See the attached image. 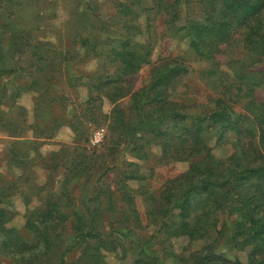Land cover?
<instances>
[{
    "label": "trees",
    "instance_id": "1",
    "mask_svg": "<svg viewBox=\"0 0 264 264\" xmlns=\"http://www.w3.org/2000/svg\"><path fill=\"white\" fill-rule=\"evenodd\" d=\"M71 2L67 25L73 35L64 51L33 39L35 25H19L12 0H0V106H6L0 127L14 136L26 126V110L16 100L27 91L37 99L35 117L41 104L56 102L65 109L68 98L52 86L64 71L69 87L86 88L85 99L75 103L71 119L53 117L43 128L29 126L32 144L51 139L59 124H67L80 140L83 125L104 124L100 146L105 147L60 144L48 159L35 155L38 151L21 153L16 144L9 147L8 164L23 173L38 165L47 173L42 183L32 181L37 204L24 215L28 239L10 223L13 183H0V253L13 264H113L102 251L120 247L122 259L129 242L136 255L131 264H161L154 244L184 236L203 244L181 264H264V70L254 66L264 61V0H150L148 6L119 0L105 19L96 14L94 0ZM42 17L35 12L32 23ZM157 17L164 26L161 37L187 38L194 57L208 63L198 76L214 95L201 108L173 98L188 64L169 56L151 61ZM89 59L96 60L91 74L70 73L71 62ZM144 64H151L148 80L136 88L129 78ZM126 97L123 108L118 103ZM104 99L109 113L102 111ZM210 131L217 134L220 156L204 139ZM150 145L159 147L160 163L189 164L158 191L141 184L148 207L144 222L137 189L128 183L144 177L120 168V161L126 152L146 158L144 148ZM95 167L100 171L93 191L75 194L73 184ZM113 169L121 176L110 183L106 176ZM28 176L19 174L17 180L24 177L26 183ZM221 247L247 250L246 261L226 257ZM72 251L77 255L70 259Z\"/></svg>",
    "mask_w": 264,
    "mask_h": 264
},
{
    "label": "rangeland",
    "instance_id": "2",
    "mask_svg": "<svg viewBox=\"0 0 264 264\" xmlns=\"http://www.w3.org/2000/svg\"><path fill=\"white\" fill-rule=\"evenodd\" d=\"M16 1H18L17 4H15ZM25 1L27 0H12L13 11L16 12L18 20L16 22L19 25H35V29H33L30 33L32 34L33 39L50 41L55 45H60L64 51L68 50L71 47L73 32L67 25V21L69 20V6L73 0H33L32 2L34 3L31 5H26ZM81 1L83 2L87 0ZM114 1L118 2L119 0H94L92 7L95 9V12L99 17L105 19L114 12ZM141 1L144 6H148L150 3V0ZM5 4L6 2H3L2 6ZM37 11H39L43 17L41 21L33 24V14ZM153 26L157 37L152 50L151 61L154 63L162 57L169 56L171 58L183 60L186 64H188L189 72L177 85L173 92V98L179 101H185L196 108H201V105L206 103L209 98L214 95L213 91L206 87L204 82L201 81L198 76L199 71L208 66V63L194 57L192 52L188 49L187 38H180L178 36L161 37V34L164 31L162 18L157 17L153 22ZM139 39H142V37ZM95 63V59H89L85 62H71L69 70L72 75L91 74L95 70ZM254 66L256 69L264 70V61L257 62ZM150 67L151 64L142 65L140 70L129 78L136 88L141 87L147 82ZM62 73L63 75L61 78H58L57 81H55L56 83L52 84V86L55 94H63L68 98V100L65 101V109H61L56 102L49 105L41 104V108L38 110L40 117H35L34 111L37 99L35 98L34 92L27 91L22 93L16 100L17 103L26 110L27 117L24 124V126H26L19 133L17 132L18 134L15 133L14 136H11L4 128L0 127V183H13V186L11 187L12 194L9 198V211L13 214L10 223L20 232L22 237L26 239L29 238V233L24 228V215L27 209H30L37 204L35 197L36 190L35 187L33 188L32 183H42L47 172L38 165H31L29 173H23L20 171L21 168H17L15 164H8L9 147L16 144L17 150L21 153L28 151V153L34 155L35 152L38 151L35 155H43L47 157L46 159H48L50 152L57 150L60 144L68 146L77 143L86 145L88 143L85 141L86 137H88L90 132L96 127L92 124L83 125V128L80 129V131L83 132V136L80 140L76 138V134L70 129V127H68L67 124H59L58 128L53 132L51 139L39 138L36 139L38 144H32L31 141L34 138V133L29 126L36 123L37 126L43 128L53 117H57L58 119L59 117L71 119L72 113H70V111L74 109L73 107L75 103L82 102L85 99L87 92L86 88L81 85H78L76 88L69 87L67 77L70 74H67L64 71ZM118 104L123 108L128 107V97L121 99ZM5 108V105L0 106L1 111ZM110 108L111 105L106 99H104L102 105L103 113H109ZM102 127L106 128L104 124ZM216 136L217 134L215 131H210L204 136V139L208 146L211 147L212 152L215 155L220 156L223 151L215 146ZM35 146H37L36 151L33 150V147ZM104 147L105 144L100 146L98 151L103 150ZM144 149L148 152V156L146 158H137L126 152L125 156H123L124 158L120 161V168L137 171L144 177L142 180H129L128 183L132 188L137 189L135 197L136 204L143 221L146 222L145 213L148 207L143 194H140L141 184L149 191H158L167 179L185 171L189 163L187 161H163L160 163L157 161L160 154L159 147L150 145L145 146ZM99 171L100 170L95 167L89 177H85L73 184L72 191L75 194L82 192L90 194L93 191L92 185L94 184ZM19 174H28L29 181L25 183L23 181L24 177H22L21 180H17ZM120 176L119 169H113L107 174L106 178L110 183H113L114 180ZM27 196L30 197V201L26 204L25 201ZM151 229L152 227H150V231ZM149 233L144 234V238H147ZM202 244V241H189L187 237L182 236L179 238H173L170 242L162 244L156 243L153 247L156 249V253L160 256L161 264H181V260L186 259L191 252L198 250ZM124 248L127 249V255L122 259V251L120 247H118V249L114 252L103 250L102 253L104 255V260L113 264H131L136 258L135 252L131 250L129 242L124 244ZM220 252L230 259H234L236 257L243 262L246 261L247 250L221 247ZM74 254L77 255V253L72 251L68 257L73 259L76 257ZM0 264L13 263L9 257H5L0 253Z\"/></svg>",
    "mask_w": 264,
    "mask_h": 264
},
{
    "label": "built area",
    "instance_id": "3",
    "mask_svg": "<svg viewBox=\"0 0 264 264\" xmlns=\"http://www.w3.org/2000/svg\"><path fill=\"white\" fill-rule=\"evenodd\" d=\"M106 134L105 127L95 128L91 131L88 137V145L91 147H98L104 141Z\"/></svg>",
    "mask_w": 264,
    "mask_h": 264
}]
</instances>
